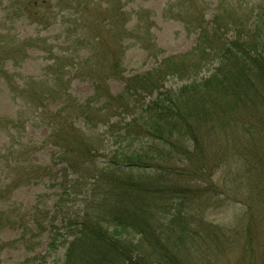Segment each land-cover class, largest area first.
<instances>
[{
	"label": "rangeland",
	"instance_id": "1",
	"mask_svg": "<svg viewBox=\"0 0 264 264\" xmlns=\"http://www.w3.org/2000/svg\"><path fill=\"white\" fill-rule=\"evenodd\" d=\"M169 1L0 0V264H61L64 258L72 237L63 229L65 242L47 251L51 227L62 229L65 218L73 221L81 212L85 203L80 192L90 180L89 172L82 171L87 168L80 166L87 156L66 154V142L55 144L56 133L70 140L82 136L102 155L136 109L132 99L119 102L113 112L103 107L104 95L117 97L122 91L121 77L157 76L155 71L161 70L170 73L163 83L166 89L200 79L216 65L215 43L233 37L234 31H224L229 9L240 6V16L264 6V0H183L180 7ZM217 5L219 16L211 23L210 10ZM212 27L224 32L213 35ZM115 63L120 79L109 77ZM255 128L264 131V104L225 115L217 124L224 138L220 146L226 142L231 147L232 139L238 145L251 141ZM203 131L205 149L213 148L217 136ZM250 147L242 151H257ZM67 160L81 169L78 180H83L72 200L56 207L63 199H58L59 183L64 178L78 181ZM227 171V166L220 169L211 183H227L225 194L185 190L182 202L197 200L181 208L182 220H188L184 233L175 228L178 233L171 235L175 239L182 234L186 243L193 237L187 256L180 254L181 264H264V202L256 205L250 189ZM242 201L256 208L249 223ZM172 203V210L159 213L160 222L167 224L179 214V200ZM247 225L249 242L243 234ZM170 249L175 253V245Z\"/></svg>",
	"mask_w": 264,
	"mask_h": 264
},
{
	"label": "trees",
	"instance_id": "2",
	"mask_svg": "<svg viewBox=\"0 0 264 264\" xmlns=\"http://www.w3.org/2000/svg\"><path fill=\"white\" fill-rule=\"evenodd\" d=\"M172 2H179V7L183 4V0L169 1ZM220 8L217 5L210 10L211 23L219 16ZM239 9L240 6L232 7L226 14L224 31L232 30L234 34L221 45L215 43L212 50L216 65L206 76L177 89H166L163 83L170 73L160 70L155 71V76L146 72L121 77L124 86L117 97L104 95L103 107L107 111L113 112L119 102L129 99L133 100L132 105L136 103V109L124 118L120 133L102 155L98 154L99 147H93L82 136L70 140L55 134L56 145L66 142V154L87 156L80 166L87 168L82 171L89 172L90 180L80 192L85 203L81 212L72 217L73 221L65 218L67 223L62 229L51 227L47 251H54L60 240V244L65 242L63 229L72 237L61 264H181L180 254L187 256L186 247L193 243V237L186 243L182 235L188 220H182L185 214L181 215V208L197 200L182 202L185 190L198 188L204 194L216 190L225 194L222 190L229 188L227 183H211L216 172L226 166L235 180L250 189L256 205L264 202V131L255 128L251 141L238 145L232 139L230 147L226 142L220 146L224 138L217 129L225 115L236 109L248 110L264 104V6L255 13L244 10L236 16ZM177 16L180 18L179 13ZM243 16L250 20H239ZM210 30L213 35L224 32L217 27ZM196 49H200L199 41ZM117 66V63L110 66L109 77L116 74ZM115 77L120 79V75ZM37 96L41 101L44 98ZM141 98L144 102L139 101ZM85 115V125L89 126L86 123L90 115L86 112ZM203 130L213 134L211 137L217 136L218 143L211 149H205L208 137ZM75 144L84 148L74 149ZM247 145L257 151L244 153ZM253 154L257 159H253ZM67 163L78 180L81 169L69 160ZM63 180L58 185L61 192L58 199H63L56 207L72 200V193L83 178L76 183ZM212 186L214 190H210ZM173 199L179 200L176 206L179 214L172 215L164 224L158 219L159 213L169 207L172 210ZM242 202L247 204L249 223L256 208ZM175 228L182 233L177 240L171 236L178 233ZM250 231L248 225L243 231L247 242ZM172 245L176 255L170 249Z\"/></svg>",
	"mask_w": 264,
	"mask_h": 264
}]
</instances>
